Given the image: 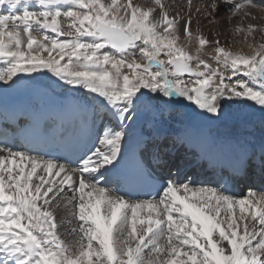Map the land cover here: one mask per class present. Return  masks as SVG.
<instances>
[{"label":"snow or ice","instance_id":"obj_1","mask_svg":"<svg viewBox=\"0 0 264 264\" xmlns=\"http://www.w3.org/2000/svg\"><path fill=\"white\" fill-rule=\"evenodd\" d=\"M257 8L264 0H0V264H264ZM202 22L230 25L250 51L209 39ZM42 75L71 98L5 103L24 81L39 91ZM176 106L212 123L246 106L244 134L173 129ZM73 141L75 159L46 148ZM192 153L212 181L190 173Z\"/></svg>","mask_w":264,"mask_h":264},{"label":"bare ground","instance_id":"obj_2","mask_svg":"<svg viewBox=\"0 0 264 264\" xmlns=\"http://www.w3.org/2000/svg\"><path fill=\"white\" fill-rule=\"evenodd\" d=\"M133 2L148 6V4L150 3V0H133ZM207 2H208V0H192L193 7L202 6ZM168 3L170 5H173L176 10L186 8V6H187V0H168ZM195 27H196V25L194 23L192 25L193 31L195 30ZM230 27H231L230 25H223V26H217V27L211 28V30H210V26L207 25L206 23L202 22V31H203L204 35L208 36L209 39H213L214 36L219 35V39L222 41V43H224L226 46H229L230 48H234V49L238 50L237 45L234 44L236 41V38H233L231 43H227L228 42L227 37L230 34V31H229ZM188 48L191 51H195V49H196L195 41H193L190 45H188ZM205 51H210V49H205ZM24 83H32V84H35L37 86V82L24 81L22 84H24ZM48 83H49V76L48 75L40 76V79L38 81V85L40 86L41 90L48 89L46 87V85ZM1 86L4 87L3 85H1ZM55 89L59 90L61 92H64V93L69 92L67 90L66 86H65V88L57 87ZM183 111L185 112L186 109H184L182 106H176L173 109V114L176 112H183ZM171 126L173 129L187 128L194 136L196 134H207V135H211L213 137L219 138L221 140H226L228 138L244 134V130L239 126V124H236V123H231V124L228 123L226 126L222 123V124L216 125L214 127H210V128L193 129V128L188 127V125L185 122H180L179 119L177 117H175L174 115H173V120H172ZM193 156H194V153H192V157ZM193 158H195V156ZM195 162H196V160L193 161V163H195ZM211 179H214V177H211ZM206 180L204 178L202 180V177H201V181H206ZM245 194L246 193H243L242 196H244ZM234 196L241 197L240 194L234 195Z\"/></svg>","mask_w":264,"mask_h":264},{"label":"rangeland","instance_id":"obj_3","mask_svg":"<svg viewBox=\"0 0 264 264\" xmlns=\"http://www.w3.org/2000/svg\"><path fill=\"white\" fill-rule=\"evenodd\" d=\"M256 13H257L258 16H264V12H262L259 8H257ZM233 38H236V41H235L234 44L237 45L238 50L237 49H234V48H231L232 51L235 52V51L243 50V52H245V53H248L250 51V49L247 47L246 44L240 42L241 41V38H240L239 35H233L232 33H230L229 36L227 37L228 41H232ZM195 51H196V49H195ZM195 51H192V53L195 54ZM213 66H215V65H213ZM232 112H233V117L231 119L227 120V121L222 122L225 126L228 123L229 124H231V123L239 124V120L242 119V118L247 117V115H248V109H247L246 106L244 108H240V107L234 106L233 109H232ZM173 115L175 117H177L180 122H185V112L184 111L183 112H176ZM259 115L260 114L258 112L255 113V116L257 118L259 117Z\"/></svg>","mask_w":264,"mask_h":264},{"label":"water","instance_id":"obj_4","mask_svg":"<svg viewBox=\"0 0 264 264\" xmlns=\"http://www.w3.org/2000/svg\"><path fill=\"white\" fill-rule=\"evenodd\" d=\"M186 122L192 128L212 127L218 124V123L209 122L197 116L194 112H191L190 110L187 112Z\"/></svg>","mask_w":264,"mask_h":264}]
</instances>
